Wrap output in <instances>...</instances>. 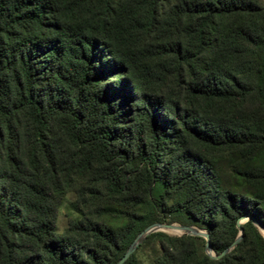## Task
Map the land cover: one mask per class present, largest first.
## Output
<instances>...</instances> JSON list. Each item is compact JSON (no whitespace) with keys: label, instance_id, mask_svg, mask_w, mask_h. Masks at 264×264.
Instances as JSON below:
<instances>
[{"label":"trees","instance_id":"obj_1","mask_svg":"<svg viewBox=\"0 0 264 264\" xmlns=\"http://www.w3.org/2000/svg\"><path fill=\"white\" fill-rule=\"evenodd\" d=\"M243 215L264 226L262 0H0V264H115L154 223L217 255ZM241 228L123 264H264Z\"/></svg>","mask_w":264,"mask_h":264},{"label":"water","instance_id":"obj_2","mask_svg":"<svg viewBox=\"0 0 264 264\" xmlns=\"http://www.w3.org/2000/svg\"><path fill=\"white\" fill-rule=\"evenodd\" d=\"M262 1H263V5H264V0H262ZM248 219H250L252 221V223L255 225V227L262 234L261 230L264 231V226L262 225V223L255 218L249 217L248 215H243V216L239 217L237 222H236L237 228L239 230L237 237L229 245V247H227L226 249H224L221 253H219L217 255L212 251V248H211L210 242H209V234L204 230H200L194 226L181 225V224H177V223H154V224H151V225L147 226L143 231H141L135 237L133 242L129 245V247L125 251L124 255L115 264H123L124 261L135 251L137 246L141 242H143V240L145 239V237L147 235H149L153 232H158V231L165 232V233H167V232H179L178 235L185 234V235H191V236H201L205 239V252L207 254H209L212 258L221 257L224 254H226L227 252H229L238 243V241L241 239L242 231H243L241 228V224ZM262 236H263V234H262Z\"/></svg>","mask_w":264,"mask_h":264},{"label":"rangeland","instance_id":"obj_3","mask_svg":"<svg viewBox=\"0 0 264 264\" xmlns=\"http://www.w3.org/2000/svg\"><path fill=\"white\" fill-rule=\"evenodd\" d=\"M74 193H68L59 209L57 217V231L61 232L67 226V220L69 217H77L78 211L75 206ZM170 235H178L179 232H167ZM142 243V242H141ZM138 256L144 261H148V256L143 251H138Z\"/></svg>","mask_w":264,"mask_h":264},{"label":"bare ground","instance_id":"obj_4","mask_svg":"<svg viewBox=\"0 0 264 264\" xmlns=\"http://www.w3.org/2000/svg\"><path fill=\"white\" fill-rule=\"evenodd\" d=\"M262 231V234H263V236H264V231L263 230H261Z\"/></svg>","mask_w":264,"mask_h":264}]
</instances>
